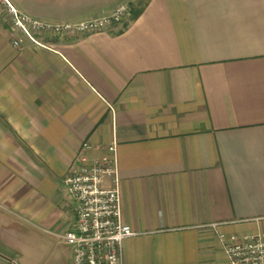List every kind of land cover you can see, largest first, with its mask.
I'll list each match as a JSON object with an SVG mask.
<instances>
[{
  "label": "crops",
  "instance_id": "0c3cea01",
  "mask_svg": "<svg viewBox=\"0 0 264 264\" xmlns=\"http://www.w3.org/2000/svg\"><path fill=\"white\" fill-rule=\"evenodd\" d=\"M8 1L51 23L131 11L18 48L0 0V264H73L28 240L72 226L84 141L115 145L123 264H230L220 234L264 229V0Z\"/></svg>",
  "mask_w": 264,
  "mask_h": 264
},
{
  "label": "built area",
  "instance_id": "2783aa9c",
  "mask_svg": "<svg viewBox=\"0 0 264 264\" xmlns=\"http://www.w3.org/2000/svg\"><path fill=\"white\" fill-rule=\"evenodd\" d=\"M9 12L12 44L22 47L25 40L47 45V36L84 35L104 31L124 21L131 11L128 2L116 5L111 11L78 21L51 23L18 11L8 0H3ZM88 141L82 142L72 168L62 183L74 201L75 219L72 226L58 234L71 249L73 264H123L122 241L136 234L123 222L115 145L106 153L91 156ZM109 179L104 185V179ZM230 264H264V229L226 237L220 234Z\"/></svg>",
  "mask_w": 264,
  "mask_h": 264
},
{
  "label": "rangeland",
  "instance_id": "374dc122",
  "mask_svg": "<svg viewBox=\"0 0 264 264\" xmlns=\"http://www.w3.org/2000/svg\"><path fill=\"white\" fill-rule=\"evenodd\" d=\"M68 200L70 203L72 202L71 199L68 198ZM33 229L35 232L34 238H31L28 241L33 242V243L38 242V243H41L42 246H44V249H42L40 256L47 257L49 255L50 250L47 249V247L49 244L53 245L52 243L57 244V247L61 249V252H66L69 249V247L64 245L59 240V238L55 234H53L51 231L48 232V230H43L42 228H39L37 226L33 227ZM9 252L12 253L11 250H9Z\"/></svg>",
  "mask_w": 264,
  "mask_h": 264
},
{
  "label": "trees",
  "instance_id": "16d2710c",
  "mask_svg": "<svg viewBox=\"0 0 264 264\" xmlns=\"http://www.w3.org/2000/svg\"><path fill=\"white\" fill-rule=\"evenodd\" d=\"M141 9V8H140ZM140 9H138L137 11H136V14L140 11Z\"/></svg>",
  "mask_w": 264,
  "mask_h": 264
}]
</instances>
